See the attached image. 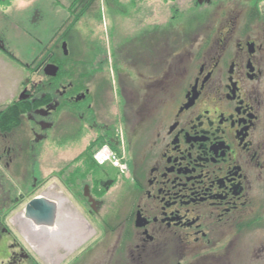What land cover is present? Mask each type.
Here are the masks:
<instances>
[{
	"label": "flooded vegetation",
	"instance_id": "af4514ba",
	"mask_svg": "<svg viewBox=\"0 0 264 264\" xmlns=\"http://www.w3.org/2000/svg\"><path fill=\"white\" fill-rule=\"evenodd\" d=\"M195 1L216 10L197 23L205 31L139 28L118 47L116 82L86 60L74 30L26 64L15 99L0 106V264H264V9ZM89 133L77 156L86 168L61 181L88 229L67 239L72 247H50L32 231L46 228L16 218L37 197L60 203L58 174L50 183L36 166L41 147ZM102 151H125V191L110 207L117 168L97 162ZM41 248L63 257L50 262L54 251Z\"/></svg>",
	"mask_w": 264,
	"mask_h": 264
},
{
	"label": "rangeland",
	"instance_id": "374dc122",
	"mask_svg": "<svg viewBox=\"0 0 264 264\" xmlns=\"http://www.w3.org/2000/svg\"><path fill=\"white\" fill-rule=\"evenodd\" d=\"M72 1L2 0L0 4V33L8 41L11 52L26 64H30L39 58L50 45L53 37L56 36V40H59L58 37L62 35L60 32L57 34V32L60 31L69 17L68 8ZM119 1L121 5L126 7L124 10L108 6L105 0H99L73 28L74 32L78 33L85 52L91 53V56L86 60L93 62L91 66L97 64L99 67L102 66L104 73L114 82L117 81L116 69L123 67L118 47L126 41V37L133 36L134 33L138 32L139 28L167 23H184L195 27L197 23L199 25L207 18H211L207 19L209 22L214 21L217 17L216 10L206 15L205 13L209 8L206 6L197 7L195 0H174L171 2L163 0ZM233 1L239 2L241 6L257 1V5L262 10L264 9V0ZM196 27L195 32L197 34L205 31L206 26ZM57 53L60 54V51L57 50ZM5 64L11 65L13 68H21L19 63L11 60L9 55L0 49V71ZM90 137H92V133L86 134L81 142L72 143L69 146L47 142L41 147L42 154L36 164L42 175L47 179L50 178V183L55 179L53 176L58 174L55 180L60 188L56 192H62L80 213L85 211L73 199L70 191L71 185L68 183L66 186V182L62 183L61 181L64 182L65 178L69 179L67 175L73 173L70 171L78 169L77 167L81 171L86 168L81 163L84 159L77 158V156L84 150ZM121 140L124 141L123 138ZM120 150L123 152L124 147L121 146ZM123 155L125 156V151ZM110 164L117 168L116 174H111L117 180L105 196L108 200V207L115 199L122 197L125 191L123 186L126 181V169L122 167L126 166V163L121 161L119 166L113 162ZM90 171L91 169L87 172L89 176H91ZM74 191L77 192L78 188ZM23 206L24 203L20 204L17 210L11 214L14 215L13 218L22 212Z\"/></svg>",
	"mask_w": 264,
	"mask_h": 264
},
{
	"label": "bare ground",
	"instance_id": "6f19581e",
	"mask_svg": "<svg viewBox=\"0 0 264 264\" xmlns=\"http://www.w3.org/2000/svg\"><path fill=\"white\" fill-rule=\"evenodd\" d=\"M48 194H54V190L51 189L48 191ZM56 196L60 198L58 203L61 205V212L59 216L58 222L54 224V226H51L49 228H46L45 230H41L35 228L32 230L34 234L43 231L49 238L48 240V246L55 247V245L58 246H64V247H72V245H75L76 242L72 243V245L69 244L70 241L67 239L77 234L78 232H83L84 230L88 229V225L82 220L81 216L74 210L71 202L68 200L67 197H65L62 193H55ZM25 217L23 214L19 215L16 218V221L22 226V229H27L28 226L25 224L24 221ZM32 229V228H31ZM39 229V230H38ZM81 234V233H80ZM41 253L48 252V251H54L51 249H47L45 251H42L44 249H38ZM55 255V256H54ZM62 255L58 253V251H54L51 253L49 257L50 262H58L62 259Z\"/></svg>",
	"mask_w": 264,
	"mask_h": 264
},
{
	"label": "crops",
	"instance_id": "0c3cea01",
	"mask_svg": "<svg viewBox=\"0 0 264 264\" xmlns=\"http://www.w3.org/2000/svg\"><path fill=\"white\" fill-rule=\"evenodd\" d=\"M0 37L4 41V46L6 47L7 51H4V49L1 50L8 54L11 60L19 63L21 67L13 68L11 65H8L11 63H8L5 64L4 68L0 71V106H2L9 104L15 99L22 82L26 77L25 69H27V66L26 63L21 62L19 58H17L11 52L9 44L7 43L8 41L5 40V37H3L1 33ZM10 54L13 55L14 58H17L19 61L13 59Z\"/></svg>",
	"mask_w": 264,
	"mask_h": 264
},
{
	"label": "water",
	"instance_id": "95a60500",
	"mask_svg": "<svg viewBox=\"0 0 264 264\" xmlns=\"http://www.w3.org/2000/svg\"><path fill=\"white\" fill-rule=\"evenodd\" d=\"M202 0H199V3H202ZM1 42V41H0ZM1 49H4L1 47ZM63 49L65 53H67V45L63 44ZM50 66H48L49 68ZM54 66L50 68L53 69ZM56 68V67H55ZM56 70H54L53 74H56ZM110 185V184H109ZM58 211V204L53 202L47 198L37 197L32 200L26 206L23 215L26 219L30 220L37 227L49 228L56 224V215Z\"/></svg>",
	"mask_w": 264,
	"mask_h": 264
},
{
	"label": "trees",
	"instance_id": "16d2710c",
	"mask_svg": "<svg viewBox=\"0 0 264 264\" xmlns=\"http://www.w3.org/2000/svg\"><path fill=\"white\" fill-rule=\"evenodd\" d=\"M99 0H73L71 5L68 8L69 17L66 21V23L61 27L60 31L57 32V34L60 32H70L73 30L76 23L82 19V17L86 16L93 8V6L98 2ZM167 2H171L174 0H163ZM2 0H0L1 4ZM106 5L111 7H116L118 9L126 8L124 5L120 4L119 0H105ZM125 13V12H124ZM55 34V35H57ZM0 41H3L0 37ZM11 55V54H10ZM13 59L16 61H19L17 58H14L13 55H11Z\"/></svg>",
	"mask_w": 264,
	"mask_h": 264
},
{
	"label": "built area",
	"instance_id": "2783aa9c",
	"mask_svg": "<svg viewBox=\"0 0 264 264\" xmlns=\"http://www.w3.org/2000/svg\"><path fill=\"white\" fill-rule=\"evenodd\" d=\"M122 157L123 155L120 157L117 155V153H109L107 151H102L96 156V160L100 164H104L106 162H113L115 165L119 166V162H124ZM122 167L125 168L126 166L124 165Z\"/></svg>",
	"mask_w": 264,
	"mask_h": 264
}]
</instances>
